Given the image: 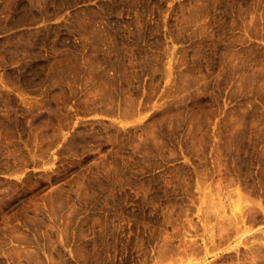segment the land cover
<instances>
[{
	"label": "rangeland",
	"instance_id": "1",
	"mask_svg": "<svg viewBox=\"0 0 264 264\" xmlns=\"http://www.w3.org/2000/svg\"><path fill=\"white\" fill-rule=\"evenodd\" d=\"M0 264H264V0H0Z\"/></svg>",
	"mask_w": 264,
	"mask_h": 264
}]
</instances>
